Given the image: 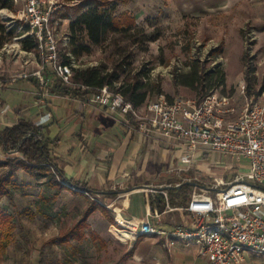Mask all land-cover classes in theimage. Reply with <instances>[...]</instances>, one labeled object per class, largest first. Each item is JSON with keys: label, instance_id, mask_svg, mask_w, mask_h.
<instances>
[{"label": "rangeland", "instance_id": "374dc122", "mask_svg": "<svg viewBox=\"0 0 264 264\" xmlns=\"http://www.w3.org/2000/svg\"><path fill=\"white\" fill-rule=\"evenodd\" d=\"M45 1L47 5L51 2L54 17L60 22L57 38L61 62L65 54L73 67L105 64L111 68L123 63V78L131 80L142 74L144 81L165 98L200 101L210 92H219L230 97L237 115L264 94V0H103L112 4L115 21L121 26L129 24L132 29L111 33L105 43L91 46L90 52L78 58L67 52L68 45H63L69 23L83 5L96 6L102 0ZM22 9L19 0H7V6L0 9V38L6 40L0 47V100L2 97L9 108H24L23 97L37 98L41 93L22 78L24 74L32 76L42 66L37 48H21V40L32 39L19 18ZM190 64L204 70L221 68L224 85L213 90L205 82L195 83V90L181 85L180 78ZM157 98L151 94L146 104ZM1 106L3 102V109ZM9 108L2 110L3 115ZM6 159L16 162L22 156L0 151V162ZM204 161L211 162V158ZM8 171L13 174L16 188L11 198L0 196V214L11 218L14 230L0 253V264H159L150 253L158 247L166 248L163 240L126 239L122 232L130 228L117 222L114 212L106 207L109 200L91 193L88 196L75 187L55 189L46 183L47 178H37L19 167H0V178ZM193 176L205 185L216 176L231 181L236 172L207 169L196 175L193 170L180 178L168 173L166 184L152 186H171ZM191 192L185 193L187 198ZM137 194L144 195L148 205L160 193L140 190ZM166 196L172 208L175 206L171 201L180 204V199H172L169 191ZM175 212L190 222L185 210ZM82 219L85 222L79 226Z\"/></svg>", "mask_w": 264, "mask_h": 264}, {"label": "built area", "instance_id": "2783aa9c", "mask_svg": "<svg viewBox=\"0 0 264 264\" xmlns=\"http://www.w3.org/2000/svg\"><path fill=\"white\" fill-rule=\"evenodd\" d=\"M19 1L23 4L19 18L26 25V35L37 43L41 54L42 66L32 74L39 80L40 90L46 93L51 84L45 70L52 71L64 86H73V66L60 61V22L54 17L51 2L47 5L45 0ZM68 43L67 33L63 45ZM29 76L24 74L22 78ZM79 87L82 91L87 89ZM86 102L129 116L137 121L140 130L151 129L164 136L168 146L180 151L176 166L168 172L179 178L193 170L199 174V163L213 154L231 158L232 164L224 165L225 170L234 164L242 167L241 161H247L246 169H240L231 181L216 176L204 185L206 189L192 187L188 202L182 207L172 208L167 191L158 192L154 189L158 187L149 186L152 189L144 191L163 195L165 208L160 212L148 204L144 218L136 226L125 225L130 228L127 239L156 237L163 240L166 248L180 243L194 245L205 264H264V94L239 115L230 97L219 92L200 101H169L161 95L154 102L134 108L121 94L104 86L88 94ZM215 165L221 166L219 162ZM197 180V176L183 178L171 186ZM61 183L75 189L67 182ZM79 191L90 195L86 190ZM95 201L103 205L97 198ZM177 210H185L190 222L166 225L164 214Z\"/></svg>", "mask_w": 264, "mask_h": 264}, {"label": "crops", "instance_id": "0c3cea01", "mask_svg": "<svg viewBox=\"0 0 264 264\" xmlns=\"http://www.w3.org/2000/svg\"><path fill=\"white\" fill-rule=\"evenodd\" d=\"M200 2L197 0L196 3ZM88 7V4L80 7L78 14ZM26 83L38 90L27 80ZM52 85L53 81L46 93L39 89L40 98L23 97L24 108H9V104L1 97V107L11 111L0 115V128L22 118L42 128V135L49 142L50 158L64 177L82 184L95 192L94 195L109 200L108 205L119 224L136 226V222L144 218L147 207L145 196L137 194L140 191L137 188L166 184L168 172L177 164L180 151L172 150L166 138L156 131L140 130L137 121L129 116L126 118L102 106L87 103L86 97L79 99L53 92L50 89ZM3 109L0 108V112ZM209 157L211 162L203 160L199 163L197 169L201 173L215 169L219 173L235 171L237 175L240 169H246L247 166V161L242 160V167L234 164L225 170L224 165L232 164L230 157L213 154L205 159ZM217 162L221 166H216ZM125 186L129 187L122 189ZM133 189V192L126 193ZM136 196L138 198L135 199ZM164 220L166 225L187 224L183 215L177 212L164 214ZM140 238L147 240L145 236ZM150 255L159 264H205L196 246L182 243L174 248L158 247V250H151Z\"/></svg>", "mask_w": 264, "mask_h": 264}, {"label": "trees", "instance_id": "16d2710c", "mask_svg": "<svg viewBox=\"0 0 264 264\" xmlns=\"http://www.w3.org/2000/svg\"><path fill=\"white\" fill-rule=\"evenodd\" d=\"M6 6L7 0H0V9ZM113 10L112 4L102 0L97 2L96 6H90L78 14L75 19L69 23V43L67 52L73 57L78 58L84 53L90 52L91 46H98L105 43L111 33H127L132 29L129 24L127 26L118 24L115 21ZM5 42L6 40L4 38H0V47H2ZM20 44L21 48L25 51H30L37 47V43L30 38L21 40ZM62 59L64 64H69L71 61L65 54L62 56ZM123 67V63L114 64L111 68L105 64L84 68L72 67V84L74 88L64 86L61 79L54 73H48V71L45 70L44 74L46 77L52 78L50 79L53 81V85L50 88L51 91L64 95H71L79 99H83L88 94L104 86H108L111 91L121 94L134 108H139L146 104L151 94H156L158 97L163 95L160 90L154 91L153 88L144 81L142 74L135 75L131 80L123 78ZM26 80L32 84L33 87L38 90L40 89L39 80L36 77L29 76ZM202 82L207 83L209 89L213 90L224 85L225 74L219 67L204 70L200 69L198 65L190 64L188 65V72L183 74L180 78L181 85L194 90L196 89L194 86L195 83L202 84ZM79 86H84L87 89L82 91ZM167 100L171 101L168 97ZM1 103L2 100H0V105ZM27 135H29V137L21 143L22 139ZM20 143L21 145L18 153L21 154L22 160L14 162L13 160L6 159L4 162H0V167H19L37 178H47L48 180L46 183L58 190L68 189L61 184V181H64L80 190H86L92 194L95 193L85 188L82 184L68 181L64 177L50 158L48 151L49 142L43 137L42 128L24 118L19 119L14 124L0 128V151L2 153L8 154L16 150ZM14 188H16V183L13 181V174L11 171H8L5 176L3 175V177L0 178V196L4 195L11 198ZM191 190L192 187L190 186H182L178 190H170L169 195L172 199H180L179 205L175 204L174 201H171V204L176 207L185 206L189 199L185 193ZM151 204L155 205L160 212L163 211L165 208L164 197L158 194L151 201ZM10 219L9 216L0 214V253L7 246L11 238V233L14 230V226ZM84 222L85 219H82L78 225L81 226ZM140 239L139 237L138 240Z\"/></svg>", "mask_w": 264, "mask_h": 264}, {"label": "water", "instance_id": "95a60500", "mask_svg": "<svg viewBox=\"0 0 264 264\" xmlns=\"http://www.w3.org/2000/svg\"><path fill=\"white\" fill-rule=\"evenodd\" d=\"M28 137H29V135H27L26 137H24L22 139L21 143L24 142ZM21 143L19 144V146H18V148L16 150L11 151L10 153L17 154ZM182 186H190V187H195V188L206 189V187L204 185L199 184L197 182H185V183H182V184H180L178 186H161V187L154 188V189L156 191H158V192H162V191L178 190ZM146 189H152V188L149 187V186H142L140 188H137V190H146ZM133 191H134V189L133 190H127L126 193L133 192Z\"/></svg>", "mask_w": 264, "mask_h": 264}, {"label": "bare ground", "instance_id": "6f19581e", "mask_svg": "<svg viewBox=\"0 0 264 264\" xmlns=\"http://www.w3.org/2000/svg\"><path fill=\"white\" fill-rule=\"evenodd\" d=\"M124 235H125L126 239H127V238H128V236H129L127 233H124ZM127 235H128V236H127Z\"/></svg>", "mask_w": 264, "mask_h": 264}]
</instances>
